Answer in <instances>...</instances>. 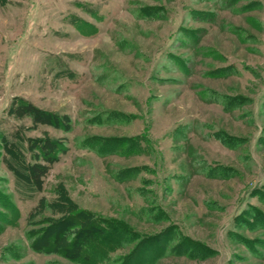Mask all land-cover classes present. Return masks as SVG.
I'll use <instances>...</instances> for the list:
<instances>
[{"label":"rangeland","instance_id":"1","mask_svg":"<svg viewBox=\"0 0 264 264\" xmlns=\"http://www.w3.org/2000/svg\"><path fill=\"white\" fill-rule=\"evenodd\" d=\"M102 237L113 264H264V0H0V264Z\"/></svg>","mask_w":264,"mask_h":264},{"label":"trees","instance_id":"2","mask_svg":"<svg viewBox=\"0 0 264 264\" xmlns=\"http://www.w3.org/2000/svg\"><path fill=\"white\" fill-rule=\"evenodd\" d=\"M16 110L19 113H23V112L34 113L33 112L34 107L30 104L17 107ZM33 145L35 144L33 143ZM51 145L53 144L52 141L50 140H43V142H40L36 145L38 151L40 152L41 158H43L44 160H50L53 157L54 151L51 149ZM18 150H19L18 153L21 156V158H25L24 160H26V165H27V157L23 146L20 145ZM24 160H22V163H24L23 162ZM26 165L24 166V168H26ZM18 166L21 168V165L18 164ZM27 166L28 167L26 169L28 170V172H26V177L29 178H26L24 180L21 179V182L25 186L34 188V186H37V183H40L42 176L45 175L46 167L44 165H39V164H31V165L28 164ZM12 168L15 170V173L18 175L17 170L14 168V166ZM101 241H100L101 243L99 244L100 245L99 248H94L92 252L88 251V253L86 252L84 255L82 254L83 260L88 259L85 260L87 264H113L118 259L116 258L114 260V256L112 255L113 252L115 251L114 248L115 245H113V243L110 242L109 243L105 242L103 240V237L101 238ZM79 256L80 255H78V258Z\"/></svg>","mask_w":264,"mask_h":264}]
</instances>
